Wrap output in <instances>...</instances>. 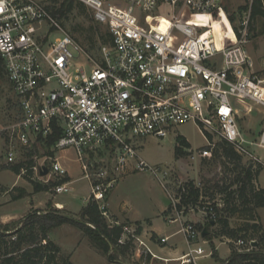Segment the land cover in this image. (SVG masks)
Wrapping results in <instances>:
<instances>
[{"label":"built area","instance_id":"built-area-1","mask_svg":"<svg viewBox=\"0 0 264 264\" xmlns=\"http://www.w3.org/2000/svg\"><path fill=\"white\" fill-rule=\"evenodd\" d=\"M75 1L109 33L108 42L99 44L98 59L64 31L59 16L48 9L50 0H0V56L20 112L0 126L4 165L13 163L15 143L30 147L58 133L53 154L34 163L32 171L44 184L54 179L51 191H71L58 154L73 150L89 182V198L110 226L121 225L117 243L131 244L136 264H153L156 255L134 224L110 217L106 199L130 167L151 173L169 199L164 217L178 224L187 245L179 264H198L211 250L178 206L183 185L169 186L168 170L142 158L140 141L166 138L196 121L230 142L252 170L264 169V129L249 136L239 126L240 114L264 108V68L255 69L246 48L248 18L233 43L219 44L209 21L214 18L221 26L222 0ZM200 210L207 220L216 218L212 206ZM6 236L0 235V258ZM252 241L238 238L235 245L248 251Z\"/></svg>","mask_w":264,"mask_h":264},{"label":"rangeland","instance_id":"rangeland-1","mask_svg":"<svg viewBox=\"0 0 264 264\" xmlns=\"http://www.w3.org/2000/svg\"><path fill=\"white\" fill-rule=\"evenodd\" d=\"M252 1L253 0H222L220 9L217 13L221 16L224 15L226 24L223 23L221 27L216 25L213 27V29L216 36V41L219 44H222V42L231 44L236 40L237 31L239 28H241L242 21L248 18V30L246 31L248 42L246 44V48L248 54L254 61L255 69H262L264 68V17L257 15L252 18ZM52 4L53 1H50L48 5L51 6ZM58 19L64 31L68 32L70 35L76 38L86 53L97 59L99 58L98 47L101 41L98 40V34L95 35V40H97L95 42V45L91 47L86 40V37L88 36L86 30L90 27H93L95 29H97L98 27L103 33L104 27L97 25V23L93 21L88 10L85 15L84 12L80 11V9L74 8L65 16H59ZM75 28H78L80 30L76 31L74 30ZM19 115V104L13 92V89L6 77L3 64L0 69V126H5L13 122L19 117ZM239 118L240 128L249 136L258 135V133L264 129V108L260 106H255L250 114H240ZM178 135L183 136L190 144V147L188 148H186L185 145H181V149L184 151L181 156L176 155V144H180V141H177ZM210 135L212 137V142L208 143L207 138L201 129V125L196 121H189L188 123L179 126L176 130V133H171L166 138H158L155 136H148L146 138H143L141 140V146L139 147L140 155L149 164L160 166L168 170V176L165 179L171 182L174 187L176 185H183L187 181H192L196 186L202 189V196L199 198V202L189 209L188 214L201 213L202 215H204V213H202L200 210L203 205L210 207L213 202L221 203V198L218 194L216 184H228L232 177L235 176V170H233L235 167V163L226 164L227 161H225V159L221 156L220 152H213L215 149H217V143L221 140V138L218 135ZM15 145L16 156L11 165H4L3 161L5 159V156L2 152H0V219L2 218V213L15 214L14 216L20 217L19 215L22 214V212H24L32 202V200H30V198L32 197H27L10 206L4 207V204H1L4 201V196L9 195L10 192H13L14 194L18 193L17 190H13L14 188H24L23 186H19V184L10 188L11 186H9V184L14 180V174H12L9 170H11L13 165L24 163L29 159H33L35 161L34 163H39L45 158L48 151L46 148H44V146H42V144L39 143L33 144L30 147H21L20 145H18V143H15ZM204 151H206L207 153H205ZM106 155H108V152L103 155V158H106ZM68 156L69 161L66 162L69 163L68 171L70 174V180H72L71 186L73 189L69 192L59 193L56 196L53 195L54 193L51 194L49 190L40 191L36 194L34 199V202L36 204H40L41 206H43L45 205L48 197L53 196L56 198V200L68 201L69 206L71 208H75L76 204H81V200L78 201L77 198L80 197V199H82L83 196H87L89 194V186L87 180L82 177V172L80 170L78 161L75 160L77 157L76 153L71 150ZM241 163L244 165L245 163H247V161L242 158ZM260 172L259 182L258 178H256V185L259 186L260 183L264 186V169L260 170ZM24 173L25 171L23 172L22 169L21 176L26 180L27 186L31 185L28 178L24 177ZM153 178L155 177L153 176ZM32 179L42 183L40 180H38L33 171ZM131 179H139L140 181H143L147 179V176L132 177ZM50 180L52 181H50L49 183H51V187H53L55 185L53 183L56 182H54L53 178H51ZM155 180L157 179L155 178ZM30 187H32V185ZM27 189L28 191H32L31 194L35 193L32 188ZM6 190L11 191L6 192ZM27 194L30 195V193L28 192ZM167 202L169 203V199H167ZM168 203L167 205H169ZM218 207L222 208L224 207V205L219 204ZM32 209L40 208H31L30 210ZM45 209H47V207ZM256 211L258 214V209ZM220 214H222V212H220ZM260 214L264 221V208L260 209ZM241 221V219H238L236 217L230 219L231 224L234 225L238 222L241 223ZM258 221V223L261 224L260 216ZM18 224L19 223L17 222V220L0 224V234L7 235V238L5 239L11 240L10 235L14 233L13 231L17 228ZM177 226V224H170L171 230H174ZM52 239L60 242L63 245V248L64 246L69 248L71 246V243L79 241L76 236H71L69 234L65 235V231L63 229L56 230L53 233ZM248 239L249 238H246V240ZM49 240L52 241L48 236L46 238V242ZM224 240L227 241V243L221 244L218 248L219 255L221 257H225L228 254L230 243H232L231 240L227 237H224L222 239V241ZM215 241L221 240L215 239ZM41 242L45 244L43 240ZM86 245L87 244L85 242H82L77 246L76 251L70 258V260L74 264H118L117 260L109 261L107 257H105L101 253L96 252V250L92 252L87 248ZM5 250L6 248H4L3 253L5 252ZM8 255L9 254H2L0 262L4 257H7ZM59 255L68 256L62 253L61 249ZM133 256V251L129 250L126 255L120 256L118 260L127 262L128 264H136L134 262V258H132ZM198 261L199 264H222V262H219V259H216L213 256L201 258ZM19 264L23 263L20 262Z\"/></svg>","mask_w":264,"mask_h":264},{"label":"trees","instance_id":"trees-1","mask_svg":"<svg viewBox=\"0 0 264 264\" xmlns=\"http://www.w3.org/2000/svg\"><path fill=\"white\" fill-rule=\"evenodd\" d=\"M50 1H53V4L51 6L48 5V9L54 15L65 16L74 8L80 9L85 15L87 13L86 7L75 0ZM251 15L252 18L257 15L264 17L263 0L252 1ZM209 23L212 27L216 26V20L214 18ZM74 30L78 31L80 29L75 28ZM86 31L88 33L86 40L91 47L97 41L95 40V35L97 34L98 40L102 44L107 43L110 38L105 28L103 33L98 27L97 29L90 27ZM2 66L3 60L0 56V69ZM201 129L208 143H211V135L202 127ZM56 134L58 135V133ZM57 135H52L44 139V141L40 139V141H37V143L42 144L48 150L46 155L53 154L51 146L55 142ZM177 137V141L179 140L180 144H176V155L181 156L184 152L181 149V145H185L188 148L190 144L183 136L178 135ZM213 152H220L221 156L227 161L226 164L235 163L233 169L235 170V176L232 177L228 184H216L221 203L213 202L211 204L216 211V218L213 220L214 224L210 223L212 220L206 221L205 225L208 233L204 239L210 243L212 256L215 258H217V253L214 240H222L224 237L231 240V253L228 258L220 261L222 264H264V231L262 225L258 223L259 216L256 211L257 208L264 207V186L256 185V178H258L260 169L252 170L248 162L243 165L241 163L242 157L236 152L233 145L225 139L221 138L217 143V149ZM34 162L33 159H29L24 163L13 165L11 170L21 175V170L25 169L24 177L28 178L34 192L49 190L51 183L44 184L32 179L31 167L34 165ZM13 190L18 191L16 194L9 191L11 199L13 200L28 195L24 188L16 187ZM178 191L181 194V201L178 206L179 208L183 206L185 213L197 204L199 198L202 196V189L192 181L184 183L183 189ZM219 204H223L224 207H218ZM233 217L241 219V223L231 224L230 219ZM18 223L17 228L13 231L16 234V239L3 241L5 243L4 248H6L3 254L9 255L4 257L0 264H19L20 262L23 264H74L68 256L59 255L60 248L56 243L50 240L46 242L49 232L63 223H70L78 227L83 235L91 242L92 246L99 253L107 257L109 261L118 260L120 256L126 255L129 250L131 251L132 247L130 243H117L122 233L121 225L110 226L108 220L102 216L98 204L90 198L82 207L78 216H73L57 208L49 207L44 210H30ZM195 226L199 229L202 228L197 223H195ZM238 238L245 239L247 242L255 240L257 244L255 246L249 245L250 250L248 251H239L234 244ZM246 238L249 239L246 240ZM42 240H45V244L41 242Z\"/></svg>","mask_w":264,"mask_h":264},{"label":"crops","instance_id":"crops-1","mask_svg":"<svg viewBox=\"0 0 264 264\" xmlns=\"http://www.w3.org/2000/svg\"><path fill=\"white\" fill-rule=\"evenodd\" d=\"M140 146H141V141H140ZM70 152H71L70 149L63 150L59 152L58 157H59L61 164L67 169V175L65 178L68 179L69 181H72L70 180V174L68 171L69 163L66 162V161H69L68 155L70 154ZM9 171H11V173L14 174V180L9 184V186H11L10 188L17 186L19 184V186H23L27 190V192L30 193V195H26L22 198L12 200L11 195L9 194V195L4 196V201L1 204L2 205L4 204V207L10 206L18 202L19 200L25 199L27 197H32L30 198L32 202L30 203L29 207L26 208V210L22 212V214L19 215L20 217L14 216L15 214L2 213L0 224H4V223L11 222V221H16V220L18 222L25 214L29 212L31 208H40L44 210L46 207L47 208L52 207V208H57L59 210H62L63 212H66L70 215L78 216L82 207L86 204L87 200L89 199L90 185H89V182L87 181L88 186H89V194L87 196H83L82 199L78 197L77 200L78 201L81 200V204H78V205L76 204L75 208H71L68 204V201H59V200H56V198L53 196L52 197L49 196L46 202L44 201L45 205L41 206L40 204H36L34 202L36 194L39 193L40 191L31 194L32 191L30 190L28 191L27 189V188H32L30 187L31 185L27 186L26 180L21 175L15 173L12 170H9ZM260 173L258 175V182H259ZM141 176H147V179L143 181H140L139 179H131L132 177H141ZM155 178H153L152 174L150 175L149 172L147 173L146 171H143V172L137 171V170H134L132 167H130L129 169L126 170L125 173L121 175L117 183L114 185L112 191L107 196L106 208L111 218H114L118 222L134 224L137 227L138 233L141 235L143 240L151 248L152 252L156 255V258L153 259V263L179 264L178 258L187 251V245H186L183 235L177 231L178 226L175 227L174 230H171L170 224L172 225L176 223L167 222V220L164 217L166 210L168 208V205H167L168 197H167L165 189L161 186L158 180H155ZM259 185L263 186L260 183ZM169 186L171 188L177 189L178 185L174 187L173 184L169 182ZM9 191L11 190H6V192H9ZM49 191L51 194L54 193L53 195L55 196L59 194V193H55L51 191V189H49ZM261 208H264V207H259L257 209L259 211L258 214L260 216L261 224H262L263 231H264V221L260 214ZM186 217L187 219L197 223L199 226H202L201 230L204 227H206L205 223L207 221V218L201 213H192V214L187 213ZM58 229H63L65 231V235L69 234L71 236H76L79 241L77 242L75 239L76 242L71 243L70 244L71 246L69 248L65 246L63 248V245L60 242H57L55 239L54 240L52 239L53 233ZM48 236L54 243H56L59 246L62 253L69 256V259L71 258L73 253L76 251L77 246L80 245V243L82 242H85L87 244L86 245L87 248L91 250L92 252L96 250L92 246L88 238H86L83 235L82 231L78 227L70 223H63L53 228L49 232ZM162 237H167V241L165 243H161L159 241V239ZM223 243H227V241L221 240V241H215L214 243L216 253H217V258L219 259V262L228 258L231 253V249H229L228 254L225 257H221L219 255L218 248ZM205 247L211 250L209 242L205 244ZM96 252L99 253V251L97 250ZM209 256H212V250H211V255ZM209 256H206V257H209ZM206 257H203V258H206ZM132 258H134V262L136 263L137 258H135L134 256ZM117 261H118V264H128L127 262H123L120 260H117ZM198 264H199V261H198Z\"/></svg>","mask_w":264,"mask_h":264},{"label":"water","instance_id":"water-1","mask_svg":"<svg viewBox=\"0 0 264 264\" xmlns=\"http://www.w3.org/2000/svg\"><path fill=\"white\" fill-rule=\"evenodd\" d=\"M47 172V169L46 167H42V170H41V173L40 174H45ZM211 224H214V221H210ZM208 233V229L207 227H204L202 230H201V236L202 237H205ZM257 243L256 241H252V246H255Z\"/></svg>","mask_w":264,"mask_h":264},{"label":"bare ground","instance_id":"bare-ground-1","mask_svg":"<svg viewBox=\"0 0 264 264\" xmlns=\"http://www.w3.org/2000/svg\"><path fill=\"white\" fill-rule=\"evenodd\" d=\"M215 20H216V19H215ZM223 23L226 24V20H225V17H224V16H223V18H222V24H223ZM222 24H221V25H222ZM216 25H217V26H220V24L218 23L217 20H216ZM220 27H221V26H220Z\"/></svg>","mask_w":264,"mask_h":264}]
</instances>
